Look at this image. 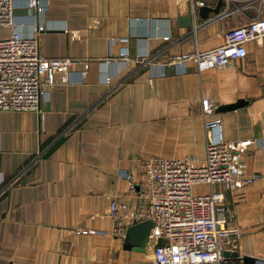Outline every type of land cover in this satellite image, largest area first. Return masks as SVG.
I'll list each match as a JSON object with an SVG mask.
<instances>
[{
  "label": "crops",
  "instance_id": "0c3cea01",
  "mask_svg": "<svg viewBox=\"0 0 264 264\" xmlns=\"http://www.w3.org/2000/svg\"><path fill=\"white\" fill-rule=\"evenodd\" d=\"M13 3L12 27L45 25L37 33L44 55L87 57L88 66L82 76L81 63L72 64L40 113L0 109V264H153L150 242L122 246L116 226L130 221L109 215L108 201L142 203L125 173L135 176L144 157L203 158V94L215 103L206 117L221 119L226 138L253 139L240 163L259 173L223 190L240 231L225 248L264 259V34L222 66L169 62L220 44L227 29L263 13L260 1L225 0L218 13L190 20L188 0H45L37 13L25 0ZM237 98L244 102L215 109ZM210 188L221 186L194 187ZM221 264L241 260L225 256Z\"/></svg>",
  "mask_w": 264,
  "mask_h": 264
},
{
  "label": "built area",
  "instance_id": "2783aa9c",
  "mask_svg": "<svg viewBox=\"0 0 264 264\" xmlns=\"http://www.w3.org/2000/svg\"><path fill=\"white\" fill-rule=\"evenodd\" d=\"M188 1L204 4V0ZM259 1L263 13L227 29L220 44L181 52L169 62L180 67L190 59L200 70L225 65L231 58L244 54V42L264 34V0ZM13 2L0 0V27H11L7 35L0 36V109L40 113V103L48 89L66 82L69 68L76 62L81 63L79 72L84 76L88 58L44 55L37 33L45 25L34 21L33 31L29 33L12 27ZM25 2L36 13L45 7V0ZM214 106L208 95L200 97L205 131L201 160L192 155L144 157L135 176L125 173L128 188L142 203L128 206L115 198L108 201L107 212L115 218L124 217L130 223L151 220L147 242L152 245L153 264H221L225 258V243L240 233L239 228L230 223L223 190L246 184L259 176L256 171H246L240 163L241 152L253 139L226 138L221 119L206 117ZM196 184H219L221 188L195 190ZM118 209L122 213H118ZM124 229L116 226L122 236ZM80 231L91 229L80 228Z\"/></svg>",
  "mask_w": 264,
  "mask_h": 264
},
{
  "label": "water",
  "instance_id": "95a60500",
  "mask_svg": "<svg viewBox=\"0 0 264 264\" xmlns=\"http://www.w3.org/2000/svg\"><path fill=\"white\" fill-rule=\"evenodd\" d=\"M225 3V0H216L213 6H209L207 4L196 5L193 4L186 17L192 18L194 14L198 16L205 17L208 12L218 13L219 7ZM244 102L243 98H237L234 101L225 102L218 104L215 109L219 111L227 110L238 106ZM152 222L150 219H141L137 221H133L126 225L124 229V233L122 236V246L124 248H132L135 250H143L145 244L147 243L149 228ZM224 256H238L241 260V264H251L255 261H261L264 263V259L255 257L253 255L241 254L239 255L236 250H230L227 248L223 249Z\"/></svg>",
  "mask_w": 264,
  "mask_h": 264
},
{
  "label": "rangeland",
  "instance_id": "374dc122",
  "mask_svg": "<svg viewBox=\"0 0 264 264\" xmlns=\"http://www.w3.org/2000/svg\"><path fill=\"white\" fill-rule=\"evenodd\" d=\"M3 34V30H2V27H0V35H2ZM200 185H202V187H204V185H206V184H200ZM196 185H194V187H195ZM193 187V188H194Z\"/></svg>",
  "mask_w": 264,
  "mask_h": 264
}]
</instances>
